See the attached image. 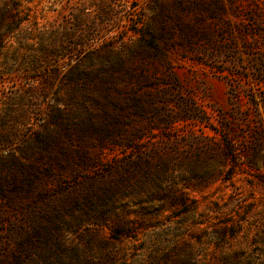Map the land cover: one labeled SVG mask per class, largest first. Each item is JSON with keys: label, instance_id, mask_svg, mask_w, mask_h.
Masks as SVG:
<instances>
[{"label": "rangeland", "instance_id": "1", "mask_svg": "<svg viewBox=\"0 0 264 264\" xmlns=\"http://www.w3.org/2000/svg\"><path fill=\"white\" fill-rule=\"evenodd\" d=\"M0 264H264V0H0Z\"/></svg>", "mask_w": 264, "mask_h": 264}, {"label": "trees", "instance_id": "2", "mask_svg": "<svg viewBox=\"0 0 264 264\" xmlns=\"http://www.w3.org/2000/svg\"><path fill=\"white\" fill-rule=\"evenodd\" d=\"M127 236H128V235H127ZM121 237H122V232H119V233H118V237H117V239L119 240Z\"/></svg>", "mask_w": 264, "mask_h": 264}]
</instances>
